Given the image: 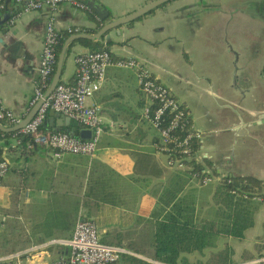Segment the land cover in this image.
Masks as SVG:
<instances>
[{
  "label": "crops",
  "instance_id": "crops-1",
  "mask_svg": "<svg viewBox=\"0 0 264 264\" xmlns=\"http://www.w3.org/2000/svg\"><path fill=\"white\" fill-rule=\"evenodd\" d=\"M147 1L95 0L107 11L103 21ZM88 11L92 10L60 3L53 13L54 26L58 31L76 26L94 32L102 21L93 11L97 21L91 20ZM50 14L43 6L19 14L11 25H0V106L20 118L32 106L28 101ZM105 34L95 40L106 44L113 57L135 58L185 106L199 133L197 155L208 159L211 179L201 183L194 173L184 171L187 166L166 165L163 153L155 148L156 129L141 117L144 100L134 71L109 65L101 86L86 99L99 106L103 128L90 155L62 153L56 159L38 144L28 147L29 137L22 141L17 129L0 130V151L8 163L0 179V226L15 212L22 227L15 226L17 231L30 240L21 248L68 236L71 230L57 227L60 211L67 209L71 197L81 195L89 175H102L110 179L114 204L89 202L78 207L77 216L83 206H90L99 212L93 217L107 218L98 225V233L120 235L113 244L153 264H170L149 257L151 212L161 190L182 184L177 197L192 207V218L219 221L227 213L213 196L219 178L250 175L261 183L260 193L248 198L251 224L239 236L219 232L207 237L201 247L181 252L173 264H259L256 258L264 256V0H168ZM87 48L80 39L67 46L60 81H74V54ZM58 119L47 110L43 128L58 127ZM76 124L70 118L69 125ZM145 155L149 162L139 161ZM127 190L135 192L131 203ZM114 210L127 220L112 219ZM144 222L148 229L141 227ZM47 250L51 257L58 254L56 245Z\"/></svg>",
  "mask_w": 264,
  "mask_h": 264
},
{
  "label": "built area",
  "instance_id": "built-area-1",
  "mask_svg": "<svg viewBox=\"0 0 264 264\" xmlns=\"http://www.w3.org/2000/svg\"><path fill=\"white\" fill-rule=\"evenodd\" d=\"M11 2L13 8L7 12L5 0H0V16L4 12L8 13L4 20L6 25L13 24L19 14L43 6H47L51 13L45 22L41 40L37 77L28 101L31 106L42 96L55 65V44L59 31L54 26L53 13L57 6L60 3H67L76 9L84 10H89V6L86 0H11ZM70 29L73 32L81 31L76 26L67 28ZM74 63V81H58L32 116L17 129L20 134L29 137L28 147L38 144L49 149L51 156L56 159L62 153L90 155L96 149L103 128L98 113L99 106L87 103L86 99L103 83L107 66L114 65L134 71L137 89L144 100L141 117L156 129L159 137L157 150L163 153L166 165L186 166V163L174 154V148L169 147L167 143L174 139L171 131L187 122L189 114L167 85L159 81L135 58L113 57L108 48H87L78 51L74 54ZM48 109L67 115L80 127L88 129L89 136L79 138L65 130L43 128V120ZM20 119L10 109L0 106V120L13 125ZM163 120L164 122L160 124ZM188 128L189 130L174 142L184 157L192 155L190 139L199 138V133L191 124ZM194 155L198 157L197 152H194ZM7 166V160L0 151V179L5 174ZM198 178L201 183L211 179L208 174ZM53 245L58 247V254L51 257L47 247ZM129 252L121 245L102 241L95 222L90 217L78 215L68 236L51 237L43 242L0 253V264H119L121 254ZM256 261L264 264V256H259Z\"/></svg>",
  "mask_w": 264,
  "mask_h": 264
},
{
  "label": "trees",
  "instance_id": "trees-1",
  "mask_svg": "<svg viewBox=\"0 0 264 264\" xmlns=\"http://www.w3.org/2000/svg\"><path fill=\"white\" fill-rule=\"evenodd\" d=\"M5 2V10L9 12L12 7V2L11 0ZM95 16L92 11H88V17L91 20L97 21ZM96 26L100 25L97 24ZM80 30L83 29L80 28ZM72 32L73 30L71 29L59 30V37L55 44L56 57L64 38ZM79 39L91 49L99 47L107 48L106 44L101 45L97 40ZM163 122L164 120L160 124ZM189 124V119H187V122L185 121L183 124L174 128L171 131L174 139L169 141L167 145L173 147L174 154L177 158H181L186 163L187 167L184 171L195 173L198 177L206 174L210 175L212 171L208 169V159L204 156L196 157L194 155V152H197L199 147L198 138L190 139L191 157H184L180 148L174 143L189 130ZM79 128L80 125L76 124V127L72 131H69L64 126L52 128L51 130H65L79 137ZM20 137L23 141L25 135H20ZM154 142L155 148H157L159 146V137H154ZM149 158V155H145L140 157L139 161L146 160L149 162ZM148 171L150 172L149 169ZM181 185L177 184V188L164 187L157 196L158 206L151 212L153 216L151 223L152 229L148 239L149 245L151 246L149 257L152 259L173 264L177 262L181 252L189 251L194 247H201L204 245L207 237L219 232L239 236L242 234L243 229L251 224V205L248 198L251 195L260 193L261 183L258 178L250 175H224L219 178L213 196L221 206L227 209V213L219 221L214 219L206 221L194 220L191 215L192 207L183 204L181 197H177V191ZM110 189L111 183L109 178L102 175H89L85 180L81 195L71 197L68 200L67 209L60 211L59 217L61 218V222L59 223L57 220V227L62 230H72L74 220L77 217L78 207L81 205H88L89 202L94 204H98V202L114 204ZM137 251L139 250L137 249ZM119 262L121 264H153L150 261L129 253H122Z\"/></svg>",
  "mask_w": 264,
  "mask_h": 264
},
{
  "label": "water",
  "instance_id": "water-1",
  "mask_svg": "<svg viewBox=\"0 0 264 264\" xmlns=\"http://www.w3.org/2000/svg\"><path fill=\"white\" fill-rule=\"evenodd\" d=\"M5 1H8V0H5ZM166 1H168V0H149V1L145 2L144 4L140 5L139 7L127 12L125 15H123L119 18L108 20V21H103L105 19V17L107 16V11L100 4L95 2V0H88L87 4H88L89 8L102 21L101 25L94 32L87 33L85 31H79V32L71 33L64 38V40L61 44L60 50H59L57 57H56L53 73L51 75V78L49 80L48 85L46 86V88L44 89V91L42 93V96L30 107L28 112L19 120V122H17L16 124H13L11 126H7V127L2 126L0 123V130H7V131L16 130V129L20 128L32 116V114L35 112V110L37 109V107L41 103V101L51 92L54 85L59 81V73L61 70V64H62V60H63L64 51L68 45H70L72 42H75L79 38H86V39H90V40H95V39L99 38L100 36H102L103 34L107 37L105 32L107 30H109L110 28L116 27V26H118L122 23L128 22V21H131V20L149 12L150 10L160 6L162 3L166 2ZM7 16H8V13H6V12H4L0 16V25L4 22V20L7 18ZM48 111H49V113H51V115H57V117L59 118L57 121L58 127H63V126L67 127V129L69 131H72L74 129V126L69 125L70 118L67 115L58 113L52 109H48ZM44 124H45V120H43V125ZM48 125L50 126V123ZM46 129L50 130L51 127H46ZM78 135L81 138H87L89 136V130L82 128L78 131Z\"/></svg>",
  "mask_w": 264,
  "mask_h": 264
},
{
  "label": "rangeland",
  "instance_id": "rangeland-1",
  "mask_svg": "<svg viewBox=\"0 0 264 264\" xmlns=\"http://www.w3.org/2000/svg\"><path fill=\"white\" fill-rule=\"evenodd\" d=\"M212 185V182H210L208 184V186ZM125 193V197L128 200L127 203H131V197L134 196V191L133 190H127V192ZM130 200V201H129ZM158 204V203H157ZM84 208H82L78 214L79 215H83V216H88L90 217L93 221H95V223L98 225H100L101 223L105 222L107 220L106 217H93V212H96L95 214H99L98 211H93L92 208H90V206H83ZM12 211V210H11ZM118 211L119 210H114L112 215V219H117V221H119L118 219L121 218V221L125 222L127 220L126 217H119L118 215ZM13 214H11L10 216H8L7 218L4 219V223L3 226H0V253L6 252V251H13L17 248H21L20 246L22 245H26L27 244V240L30 241L28 238L25 237V235H21V232H18L16 227L18 225V227H20V229H22V227L20 226L19 222L15 221V212H12ZM103 213V215H106L107 217H109V212L108 211H103L101 212ZM121 214H126V213H122ZM146 226H145V225ZM142 223L141 227L142 228H149V224L148 223ZM19 229V228H18ZM100 233V239H104V242H109V243H117L119 240H121L120 235L116 236L114 231H105L103 232H99ZM103 241V240H102ZM120 243V242H119Z\"/></svg>",
  "mask_w": 264,
  "mask_h": 264
}]
</instances>
